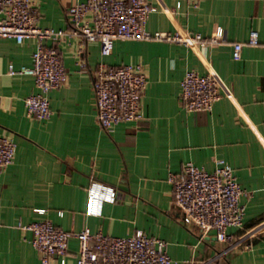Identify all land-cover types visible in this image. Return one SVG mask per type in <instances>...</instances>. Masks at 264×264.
<instances>
[{
  "label": "crops",
  "instance_id": "obj_1",
  "mask_svg": "<svg viewBox=\"0 0 264 264\" xmlns=\"http://www.w3.org/2000/svg\"><path fill=\"white\" fill-rule=\"evenodd\" d=\"M76 1L33 0L38 25L70 29L67 13ZM149 1L158 8L148 19L150 32L209 36L221 27L223 41L187 47L117 40L103 57L98 41L68 37L58 44L68 79L49 93L52 114L41 121L27 115L24 102L38 92L34 77L9 74L11 64L32 65L36 41L0 38V138L16 144L14 162L0 170V264H42L32 232L22 228L41 220L71 234L88 227L127 237L141 229L164 239L180 264H264V229L257 231L264 224V0H202L196 8L182 1L175 13L176 0ZM251 29L261 44L245 45L235 60L233 43L245 41ZM99 63L144 66L140 120L121 122L111 132L101 127L93 85ZM188 70L215 75L222 97L211 112L183 108L180 83ZM216 159L232 165L246 191L243 225L228 229V242L214 233L202 238L199 229L183 225L169 180L189 161L212 172ZM92 179L118 191L117 202L105 204L100 217L87 214ZM78 253V239L71 236L66 255L48 264H77Z\"/></svg>",
  "mask_w": 264,
  "mask_h": 264
},
{
  "label": "built area",
  "instance_id": "obj_2",
  "mask_svg": "<svg viewBox=\"0 0 264 264\" xmlns=\"http://www.w3.org/2000/svg\"><path fill=\"white\" fill-rule=\"evenodd\" d=\"M182 1L195 8L202 2L176 0L175 8L170 12L175 13ZM157 9L149 0H77L67 13L70 29H54L38 25L40 13L33 0H0V38H14L18 43L34 39L37 44L31 66L20 69H15L13 64L9 66L10 75L25 74L35 79L38 92L24 101L27 115L40 121L51 116L49 93L62 87L68 79L58 50V44L68 37H79L82 44L98 41L103 57L112 54L117 40H157L187 47H208L224 39L221 27L209 36L179 31L150 32L147 22ZM260 44L258 31L251 29L245 41L233 43V58H241L245 45ZM81 67L87 69L85 59H82ZM93 75L96 116L104 130L111 132L121 122H136L142 118V97L148 82L142 64L110 66L99 63ZM180 90L182 106L190 112H211L222 97L212 71L202 75L188 70ZM15 155L13 139L1 137L0 170L11 165ZM215 162L214 171L209 172L189 161L181 174H171L169 180L183 225L199 229L202 238L214 233L218 241L228 242L232 240L228 229L243 225L245 207L240 199L246 191L230 163L225 159ZM87 197V214L100 217L105 204L117 202L118 191L112 185L92 179ZM22 228L32 232L31 242L39 252L42 264H48L53 256L63 258L71 236L79 242L77 264H180L169 256L164 239L150 236L141 229L127 237L93 233L88 227L71 234L50 220L35 221ZM262 229L264 224L257 231Z\"/></svg>",
  "mask_w": 264,
  "mask_h": 264
}]
</instances>
